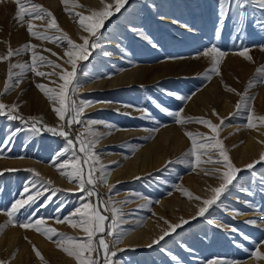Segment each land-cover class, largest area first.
I'll return each instance as SVG.
<instances>
[{"label":"rangeland","instance_id":"374dc122","mask_svg":"<svg viewBox=\"0 0 264 264\" xmlns=\"http://www.w3.org/2000/svg\"><path fill=\"white\" fill-rule=\"evenodd\" d=\"M33 2L50 10L60 27L74 41L82 43L78 42V32L81 29L76 18L64 11L61 0L55 6L48 5L46 0ZM77 3L83 5V8L75 11L85 15L89 14L88 9L102 7L101 3L94 7L87 6L85 0H77ZM15 4V0H0V23L7 20L5 13ZM258 17H262L260 10L248 7L245 21L239 25L242 29L239 35L235 30L237 25L234 19H228L222 31L217 33L218 0H128L119 13L105 21L101 29V47L92 50L87 60L78 62L74 81L78 91L72 98L77 105L81 101H91L92 104L81 116L83 123L73 124L70 129L65 127L70 132V137L75 138L86 129L87 121H97L93 130L102 134L94 149L98 154L104 148H109H100L101 142L108 139V135L104 133V124L108 123L118 132L134 134L121 142L124 153L129 158L154 145V159H159L157 164L150 165L149 170L138 176L139 179L114 182L107 176V184L97 180L95 189L98 198L94 196L91 199L93 202H98V199L111 201L109 210L101 208L102 214L109 218L106 225L112 224L110 209L115 207L119 210L113 234L108 235L107 230L102 234L110 247L117 236L123 234L119 243L115 244L116 248L124 249L118 251L113 258L116 264H207L210 259L234 260L244 264L253 259L251 253L255 246L264 241V161L251 170L245 168V165L259 159L260 154L264 153V126L257 122L256 128H248L247 108L242 107L237 111L235 105L240 97L225 89L227 85L236 92L246 93L247 97L253 98L251 105L254 115H264V83L249 86L250 81L257 76V69L264 65V50H261L264 48V31L254 27ZM53 31L49 30V34ZM139 33H143V36ZM30 43L38 45L40 54L64 68L68 67L63 59H57V56L43 51L45 48L51 49L61 56L58 52L65 50L66 42L36 40ZM213 45L227 55L219 66L220 74H210V79H204L203 75L211 67V61L202 53ZM242 47L250 49L251 62L233 54ZM21 53L25 56L23 60L30 64L31 53ZM40 70L52 71L48 67ZM122 74L125 77L119 80ZM56 78L57 83H62ZM30 88V92L25 93H16L10 88L0 96V102L7 105L18 104L19 114L26 119L35 116L48 126H57L59 121H56L52 105L49 103L42 108L36 101L32 86ZM176 96L190 99L181 101ZM213 110L224 118L225 122L219 129V139L233 164L241 171L218 205H213L204 216L192 219L200 202L182 195L178 186L187 189L194 196L207 197L209 193L206 189L217 186L218 180L213 175H206L202 169L211 170L217 166L206 164L195 170L189 166L185 153L190 147V141L184 132L210 134V130L196 123L182 127L175 123L174 117L168 115V112L180 111L185 117H205L219 124L220 121L212 114ZM16 129L19 131L11 143H0V149L3 150L0 171L18 169L3 171L0 175V225H5L8 220L3 214L5 209L21 198L24 186L34 179L27 169L36 170L44 180L52 182L44 187L37 185V189L43 191L45 196L51 195V189L54 188L71 191L57 192L50 203L41 197L31 208L21 209L17 214L16 226L4 228L0 239L14 236L30 243V236L35 231L18 225L26 220L40 218L60 232L82 236L66 223H55L58 217L68 216L78 207L84 195L75 190V181L70 183L53 166L56 154L65 147L64 138L43 129L34 133L30 131L29 124L0 116V142L5 141L10 131ZM259 130L262 132H258ZM168 132L171 136L167 143L164 135ZM110 150L118 149L112 147ZM169 161L172 163H168ZM100 162L107 173L116 167H112L114 164L109 166L101 160ZM95 175L99 177L100 172L97 171ZM194 184L204 192L195 190ZM45 203L47 207H42ZM156 208L163 213L164 217L157 216L163 229L167 228L164 220L174 224L183 218L189 220V223L152 247L136 250L127 248L125 239L145 228V223L151 220L153 209ZM173 209L176 211L175 216L171 213ZM232 228L237 231H231ZM260 250L264 252V247ZM254 261L255 264H264V260ZM0 262L5 264L1 257Z\"/></svg>","mask_w":264,"mask_h":264},{"label":"snow or ice","instance_id":"6c2138e0","mask_svg":"<svg viewBox=\"0 0 264 264\" xmlns=\"http://www.w3.org/2000/svg\"><path fill=\"white\" fill-rule=\"evenodd\" d=\"M15 3L17 6L15 19L21 25H26V30L31 37L39 41L51 43L66 42L63 57L58 56L57 53L52 52L51 49L45 48L43 51L50 52L52 56H57V59H63L64 64L68 65L70 70L40 54L38 45L36 44L26 43L21 48L15 50L9 47L6 55L0 56V62L10 61L13 56L19 55L21 52H30L31 63L22 65L13 64L11 62L8 63L7 80L4 85L3 93H0V96L6 94L10 88L15 87L19 82L18 77L25 71H31L35 76L48 79L50 83L56 85L54 87H48L43 83H36L35 86L52 105V111L61 123L55 127H51L44 124L42 119L35 116L26 119L19 114V105L15 103L7 105L0 102V116H5L8 120H19L21 123L29 124L30 131L34 133H38L43 129L53 135L63 137L66 142L65 147L56 154L53 166L56 167L60 175L66 177L70 183L75 181V190L84 194L81 197L82 202L78 207H75L68 216H64L63 218L58 217L55 221L57 224L66 223L74 230L78 229L80 233H82V236H73L60 232L57 228L49 226L47 221L43 218L35 219L34 221L26 220V222L19 223L18 226L25 229H32L44 236L48 241L53 242L57 249L72 258L75 264H116L113 258L116 257L118 251H124V249L116 248L115 244L119 243L123 234L121 233L117 236V240L113 242L112 247H110L109 242L102 234H104L106 230L108 235L113 234L118 222L119 210L115 207L110 209L112 213V224L106 225V221L109 218L102 214L101 208H104L105 211L109 210L108 205L111 201L105 202L98 199V202H93L91 199L94 196L98 198V193L95 189L97 180L107 184L108 176L103 164L100 162L98 154L94 151L99 142V137L102 135L93 130V126L98 122L95 120L87 121V128L76 135L75 138L70 137V132L66 131L65 127L67 126V128L70 129L73 124L83 123L81 116L85 109L92 104L91 101H81L79 105H77L76 101L72 98L78 91V88L74 86V81L77 77L78 62L87 60L92 50L101 47V29L104 27L105 21L115 13H119L128 3V0H111V2H108V0H100L102 7L99 9H88L87 11L89 14L87 15L83 12L75 11L77 8H83V5L78 4L77 0H61V3L64 5V11L70 17L74 16L76 18V22L82 33L79 37L82 43L74 41L68 33L60 27L53 13L42 5L34 3L33 0H15ZM248 7H254L260 10L262 17H264V0H218L217 33L222 31L228 19H234L237 25L235 30L239 35L242 31L239 25L244 23ZM262 17H258L254 23V27L259 31H264V18ZM36 20L44 22L43 31L36 30L37 26L34 24ZM49 30L54 31L52 34H49ZM139 35L143 36V33H139ZM261 50H264V48ZM249 51L250 49L247 47H242L233 54L239 55L251 62L252 57L249 55ZM105 54L107 55V53ZM202 55L209 58L211 61V67L204 73L203 78L210 79V74L219 75V66L227 53L213 45L205 49ZM65 57L66 59H64ZM43 67L51 68L52 71H41L40 69ZM16 68H20L21 71L19 73H14L13 70ZM56 69L60 71H56ZM54 76L58 77L59 81H62V83H57L52 80L51 78ZM253 83H264V65L257 69V76L253 81H250L249 86ZM225 89L240 97V101L235 105L237 111L242 107L247 108L248 115L246 117V126L248 128H256L258 126L257 122H259V125L264 126V115L255 116L253 113L251 105V100L253 98L247 97L246 93L241 94L236 92L235 89L227 85H225ZM168 94L174 95L173 93ZM176 99L183 101L190 99V97L176 96ZM161 110L166 111L165 109ZM212 114L220 121L219 124L213 123L211 119L205 117H185L180 111L168 112V115L174 117L175 123L182 127L189 123H196L210 130V134L192 131L184 132V135L190 141V147L185 153V157L188 158L189 166L192 167L193 170L206 164H214L217 166L211 170L207 168L202 169L206 175H213L218 180L217 186H210L206 189L209 193L207 197L202 198L200 196H194L187 189L178 186V190L181 191L182 195L188 197L190 200L194 199L200 202L192 219H195L197 216H204L213 205H218L221 202V197L229 191L241 171L240 168H237L233 164L222 140L219 139V129L225 122L224 118H221L215 110H213ZM155 130L157 129H154V131ZM17 131H19V129L10 131L6 140L0 143L5 145L11 143ZM0 158H3L2 149H0ZM57 161H59V163H57ZM262 161H264V153L260 154L259 159L245 165V168L251 170ZM168 163H172V161ZM3 171H18V169H5L0 171V175L3 174ZM26 171L31 172L34 179L30 180L24 186L23 191L20 193L21 198L15 200L10 208L5 209L3 214L8 217V220L5 225H0V233L9 225L16 226L17 214L21 209L31 208L41 197H44V199L50 203L52 196L57 192L71 191V189L64 190L54 188L51 189V195L45 196L43 191L37 189V185L44 187L51 185L52 182L44 180L40 176V173L34 169H27ZM97 171L100 172L99 177L95 175ZM136 178L139 179V177ZM33 189L37 190L33 191ZM41 206L47 207V203ZM29 215H31V213H29ZM164 223L167 225V228L162 229L161 234L153 239L152 242L147 245L148 247L159 244L165 237L176 232V230L183 225L188 224L189 220L181 218L178 223L174 224L164 220ZM209 223H212V221L209 220ZM249 223H255V221H249ZM231 231L235 232L237 229L232 228ZM262 247H264V241H261L255 246V250L251 253L254 260H264V252L260 250ZM33 251L41 260L42 264H46L44 257L35 249V246H33ZM0 264H3V262H0ZM207 264H239V262L234 260L210 259L207 261Z\"/></svg>","mask_w":264,"mask_h":264},{"label":"bare ground","instance_id":"6f19581e","mask_svg":"<svg viewBox=\"0 0 264 264\" xmlns=\"http://www.w3.org/2000/svg\"><path fill=\"white\" fill-rule=\"evenodd\" d=\"M58 1L59 0H46V3L48 5L55 6L56 4H58ZM85 1L87 3V6L90 7H94L95 5L100 3V0H85ZM8 7H11V5ZM16 7L17 6L15 4L11 9H8L7 13H5L7 20L3 23H0V56L6 55L9 47L15 50L21 48L24 44L28 42L29 43L34 41L36 42V39H34L28 34L26 30V26L21 25L15 19ZM6 10L7 9H5V11ZM34 24L37 26L36 30L39 31L44 30L43 28L44 23L42 21L36 20L34 21ZM78 34H79L78 42H82L79 39L80 35L82 34L81 31L78 32ZM83 34L87 35L86 33ZM58 53L61 54L62 56L64 51H59ZM24 57L25 56L22 55V53H20L19 55L13 56L10 61L1 62L0 93L3 92L4 85L7 80L8 63L11 62L13 64H21V65L25 64L26 60H23ZM57 61L59 62L60 60ZM66 69L70 70L69 66L66 67ZM20 71H21L20 68H16V70H14V73H19ZM123 77H125V74L119 76L118 79L120 80ZM56 79L57 78L55 76L52 78V80L54 81ZM18 80L19 82L16 84V86L12 87L16 93L30 92L31 89L30 87L32 86L33 94H35L37 97L36 100L37 103L42 108H45L46 105H49V101L46 99L43 93H41L35 86L36 85L35 83H43L48 87L54 86V84L50 83L48 79L37 77L35 76V74L33 73L31 74V71H25L21 76L18 77ZM20 80L22 81L20 82ZM21 83H23V85H21ZM55 118L56 121L58 122L59 121L58 117ZM59 123L61 122L59 121ZM258 132H262V131L259 130ZM104 133L108 135V139L101 142L100 148L104 146L106 147L109 146V148L108 150H105L104 148L102 152L98 153V156L101 161L105 162L106 164H109V166H112V164H114L112 167L116 166L108 173V177H110V179L113 180L114 182H121L128 179L131 180L138 176H141L142 173L144 174L146 170H149L150 165H153L154 163L155 164L158 163L157 162L159 160L158 157L156 156L157 158L154 159V145L142 151H139L133 158H129L124 153V149L121 146V142L130 139V137H133L134 134L125 131L118 132L114 128V126L108 123L104 124ZM170 136H171L170 132L166 133L164 135V141L168 143ZM112 147H115L118 150H110ZM193 188L195 190H198L200 193L204 192L198 185L194 184ZM153 212H154L153 217L151 218V220L145 223V228L137 230L136 232H134L132 235L128 236L125 239L124 244L126 245L127 248H131L135 250L141 248H148L147 245H149L153 239H155L161 234V230L163 229V227L159 225L157 221V216L160 215L163 216V213L161 210L157 208L153 209ZM171 213L175 216L176 215L175 209H173ZM76 231L78 233L80 232L78 229H76ZM34 233L32 236H30V240H29L30 243H26L23 241L24 239L22 240L20 239V237L15 238L14 236L11 237L4 236V238L2 237L0 239V246L2 247V248L0 247V257L3 259L5 264H42L41 260L35 255V252L33 251V246H35V249L42 254L46 264H75V261H72L61 250L57 249L54 243L52 244L44 236ZM17 238L20 240H18ZM244 264H255V261L253 259L247 260Z\"/></svg>","mask_w":264,"mask_h":264}]
</instances>
